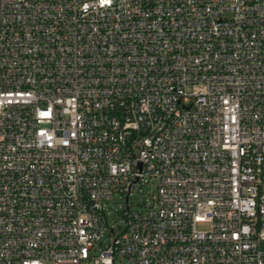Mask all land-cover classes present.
I'll return each mask as SVG.
<instances>
[{
	"label": "built area",
	"instance_id": "1",
	"mask_svg": "<svg viewBox=\"0 0 264 264\" xmlns=\"http://www.w3.org/2000/svg\"><path fill=\"white\" fill-rule=\"evenodd\" d=\"M262 242L264 0H0V264H264Z\"/></svg>",
	"mask_w": 264,
	"mask_h": 264
},
{
	"label": "rangeland",
	"instance_id": "2",
	"mask_svg": "<svg viewBox=\"0 0 264 264\" xmlns=\"http://www.w3.org/2000/svg\"><path fill=\"white\" fill-rule=\"evenodd\" d=\"M155 194V185L152 182L143 183V185L140 187V190H137L133 192L129 196V204L130 209H141L144 207L146 203L150 202L151 195ZM109 209H107V220L109 225L114 226H124V218H123V212L126 209V205L124 202V199L120 198L118 195H113V198H111L108 201ZM202 228H205L206 225H199ZM260 249L264 251V242L260 244ZM88 264H92V262H89ZM121 264H126L125 260L122 261Z\"/></svg>",
	"mask_w": 264,
	"mask_h": 264
}]
</instances>
